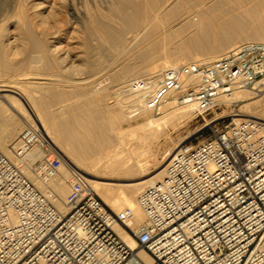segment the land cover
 I'll use <instances>...</instances> for the list:
<instances>
[{"label":"built area","instance_id":"1","mask_svg":"<svg viewBox=\"0 0 264 264\" xmlns=\"http://www.w3.org/2000/svg\"><path fill=\"white\" fill-rule=\"evenodd\" d=\"M243 90L264 92V41L130 78L115 96L137 119L160 114L169 102L207 114ZM36 147L44 154L31 167L50 181L60 154L40 126L26 127L14 154L21 160ZM29 164L0 149V264H264L262 120L235 118L201 142L182 145L162 180L139 193L140 222L131 207L109 208L91 179L73 167L71 209L62 214L52 192L39 189L23 171Z\"/></svg>","mask_w":264,"mask_h":264},{"label":"bare ground","instance_id":"2","mask_svg":"<svg viewBox=\"0 0 264 264\" xmlns=\"http://www.w3.org/2000/svg\"><path fill=\"white\" fill-rule=\"evenodd\" d=\"M0 2L25 1L0 0ZM37 4L34 7H37ZM110 5V13L94 12L85 28L89 50L98 53L101 59L104 57L106 60L95 58V55L91 59L92 67L95 71L96 69L101 71L103 67L106 69L107 65H104L108 62L107 68H111L113 79L120 81L118 86L130 77L158 72L164 67L180 66L191 60L197 62L219 57L226 52L221 46L225 41L230 45L236 41H264V0H115ZM20 8L21 11H18L20 33L34 38L33 41L31 40L33 52L24 63L25 68L19 67L20 73L18 74L19 70L16 71V77L13 73L12 78H15L0 85V129L6 132L3 138H0V149L13 161L18 162L13 145L19 137L18 133L25 126H40L46 132L49 142L58 145L63 152L64 158L60 160L56 177L50 181H43L33 171L31 163L44 154L41 147L33 149L19 162L30 163L23 168V171L39 189L52 192L53 201L62 214L71 209L70 171L73 167L78 168L91 179L95 190L105 203L119 210L122 207H131L136 212V221H142L144 216L137 202L140 190L145 185L149 186L162 180L167 164L182 147L183 142L168 148L163 147V159L155 163L156 173L150 178L126 184V187L118 193L111 183L102 181L103 174L136 176L149 173L151 161L158 159L157 150L152 144L159 142L161 138L164 140V146L169 143L167 131L162 129L157 134L152 128L163 127L168 119L173 122L182 117H189L193 109L179 107L181 110H178L179 108L175 107L177 111L175 109L170 111L165 121L161 118V120L146 119L141 125L133 126L132 118L124 115V107L116 96L114 98L117 103L111 105L106 100L109 97H107L108 91L102 90L103 87L102 91L91 93L92 84H88L91 82L90 79L80 76L79 82L82 86L76 84L70 87V90H65L60 84L65 73L63 72L64 75L61 76L58 74L60 71L58 73L53 71L56 64L66 66L65 60L56 55L58 47L49 46L45 41L34 37L35 27L39 24L44 25L46 15L36 9L35 13L30 15L22 5ZM92 39L98 40L96 46L90 44ZM42 59L44 64L40 65ZM7 62L3 60L0 48V64L4 67L2 70L9 68ZM67 67H64L66 71ZM31 76L44 82H38L33 89L29 87L32 90L25 92L24 83L27 82L26 79L30 80ZM78 95L84 96V102H72L64 107V98H69L68 96L74 98ZM249 95V90H243L223 100L232 103L235 100H246ZM165 106L169 109L175 104L169 102ZM165 110L167 111L166 108ZM145 115L146 113L142 117ZM237 116V120L252 117L264 121V96L255 103H248L244 113ZM133 143H136L140 149L137 153L140 157L136 160L133 155L125 153L128 146ZM156 146L157 144L155 148ZM116 230L127 243L135 246L134 240L122 227L117 226ZM140 255L149 260L144 252Z\"/></svg>","mask_w":264,"mask_h":264},{"label":"rangeland","instance_id":"3","mask_svg":"<svg viewBox=\"0 0 264 264\" xmlns=\"http://www.w3.org/2000/svg\"><path fill=\"white\" fill-rule=\"evenodd\" d=\"M22 1H25V2H20L21 4L19 2H0V27H1L0 28V31H1L0 32V44H1L0 48H1L2 53H3V60H7L8 61L7 64L10 65V66H8L9 68H7V69L5 68L6 70H2V69H4V67H3V65L0 64V66H1L0 70L2 71V72L0 71V76H1L0 77V80H1L0 85H3L4 83H6L5 81H7V80L15 78L17 75L16 71L19 70V72H18V74H19L20 69L25 68L24 63L26 62L27 59L30 58L31 53L33 52L31 40L33 41L34 38L32 36H27L23 33H20V29H19L20 28V18H19L20 16L18 14L19 13L18 11H21L20 6L22 5V7L25 10L27 9L26 11L28 14H30V13L33 14L37 10V11L44 12V14L47 17L46 21L44 22V25L40 26V24H39L40 27L39 26L35 27V36L34 37L37 39L45 41L49 46L55 45L58 47V52H56V55H59V58L61 57V59L65 60L66 66L56 64L53 71L55 73H58L60 71L58 74H60L61 76H63L65 73V75L62 77L63 79H61V82H60L61 86L64 87L65 90H70L71 89L70 87H73L76 84H77V86H82V85H80L81 82H79V81H81V80L79 78H80V76H82V78L86 77V79H88V80L90 79V81H91L88 84H90V83L92 84V85H90L91 86L90 87L91 93H93V92L98 93L99 91H102V90L105 91V89H106L108 91V92L106 91L107 97L108 96L110 97V98L108 97L106 99L107 103H109L111 105L117 103L116 102L117 100L114 97L116 95L115 90L118 87L117 84L120 81L117 82L113 79L111 68H107V66L109 64L108 62H106V64L104 65V66L107 65L106 69H105V67H103L101 69V71L98 69H96V71H95L94 67H92V65H91L92 64L91 63L92 57H94L96 55L95 58H99V59H101V58L99 57L98 53H94V52H91L89 50L88 38H87L88 34L86 33L87 31L85 28V25H87L89 18L91 17V15L94 12L102 11L105 13H110L109 12V8L111 7L110 4L112 2H115V0H44V1L43 0H33V1L32 0H22ZM33 2L35 4H33ZM36 4H37V7H34ZM23 8H22V10H23ZM29 8H30L31 12H30V10H28ZM49 16L50 17L52 16V17L50 18ZM56 25H57V27H56ZM37 29H38V32L40 34L37 32ZM93 40H95V39L90 40V44L92 46L93 45L96 46L98 44V40H95V41H93ZM242 42L243 41L236 42L232 48H234L235 46L239 45ZM2 43H3V45H2ZM26 43H29L30 45L26 44ZM26 45H29V46H27V48H25ZM106 47L109 49L108 44H106ZM4 48H5V50H4ZM232 48H230V49H232ZM230 49L228 48L226 50V52L229 51ZM15 51H16V53H15ZM8 52H10V53H8ZM61 52H63V53H61ZM226 52H224L223 54H225ZM11 53H13V54H11ZM222 55H220V56H222ZM216 58H218V57H216ZM216 58H214V59H216ZM101 60L104 61L105 58L102 57ZM43 62H44V60L42 59V63L40 61V65H43L44 64ZM189 62H194V61L191 60ZM19 67H21V68H19ZM64 67H67V71ZM91 67L94 70L91 69ZM112 67H115V66H112ZM10 70H11V72H8ZM4 71H6V72H4ZM97 71H99V72L97 73ZM15 72H16V74H15ZM67 72H69V73H67ZM13 73H14L15 77L12 78ZM4 74H6V75H4ZM35 77H42V76H35ZM20 78L22 79L23 77H20ZM130 78H132V77H130ZM26 80H27V82L25 81V83H24L25 87L23 86L26 89V91H25V89L22 88L25 92L32 90L34 85L37 84L38 82L39 83L44 82L42 79H35L34 76H31L30 80L29 79H26ZM33 82H34V84L32 85ZM110 82H112L113 84ZM62 83L64 85H62ZM97 84H98V86H97ZM66 86H67V88H66ZM29 87H31L32 89ZM102 87H103V89H102ZM8 93H11V92H8ZM78 96L77 97L74 96V98L72 96H68L69 98H64V103H63L64 107L66 108V104L68 105L72 102H75V103L84 102V96L83 97H82V95H78ZM263 96H264V92L262 94H259L256 96L253 91H250V95L248 96V98L246 100H240L238 103H228V102H225L224 100H222L220 105L210 113L198 114L196 111L193 110L194 112L191 111V114L189 117H182V118H180L181 120L178 118L179 120L176 119V120H173V122H172V120L167 118L169 116L167 114L170 111L171 112L174 111L173 109H175V107H176V109H178L181 106H174L173 108L168 109L167 108L168 106L164 105L160 114L148 112V113H146V115L144 117L141 116V118H137L136 120L132 119L133 121H132L131 125H133V126H135L137 124L141 125V123H143L146 119L156 120V118H157V120L162 119L164 121L168 119L169 121L165 122L166 123V124H164L165 126L164 125H163V127L157 126V127H154L155 130H154V128H152V129L157 134H159V132H161L162 129L167 131L169 133V139H168L169 143L166 146H164L163 145L164 140L161 138V140L159 142L157 141L156 143L154 142L152 144L154 149L157 150V158L158 159L151 161V164H150L151 170L149 171L150 174L147 173L146 175H136V176L135 175H132V176H119L118 175L117 176V175H113V174H110V175L109 174L108 175L103 174L104 179H102V181L111 183L112 187L114 186L115 192L118 193L122 189H124V187H126L125 185L128 183H132V182H135L138 180L150 178V176H152L156 173V171L154 170L156 167L155 163H157L158 161H161L163 159V156H162L163 150H164L163 147L168 148V147L174 146L175 144H178L180 142H183L182 145H185V144L195 145V144L201 142L203 139L209 137L212 134L213 130L221 129V128L225 127L233 119L238 118L237 114H243L244 110L246 109V105L248 103H255V102H257V100L261 99ZM165 108L167 109V111L165 110ZM182 109H185V108H182ZM178 110H181V108H179ZM123 112L125 113L124 115H127L125 109ZM163 118H166V119H163ZM168 122H171V123H168ZM26 127L27 126H25L20 131V133H18V135L20 134V136H21V134L26 129ZM126 127H129V126L126 125ZM5 133H6L5 130L0 129V135L1 136H3ZM18 140H20V137L15 141V143H13L14 146L19 142ZM156 144H157V146L155 148ZM158 145H159V147H158ZM52 147L54 149H56L57 152H59L60 160L62 158H64L63 152L61 151V148H59L58 145L53 144ZM65 148H66V145H65ZM65 150H67V148ZM64 152L67 153V151H64ZM139 152H140L139 147L137 146L136 143H133L130 146H128V149L125 153H128V155H130V154L133 155L135 160H136L137 158L140 157L139 154H137ZM40 158H38L36 161H38ZM19 161L20 160H18V162ZM25 167H26V165H25ZM93 173H95V171H93ZM147 186L148 185H145L143 187V189ZM143 189H141L140 192ZM100 197L102 198L101 195H100ZM102 200L104 201L103 198H102ZM107 205L109 208H111L115 212H119L120 210H122L124 208V207H122L119 210V209L112 208L109 203Z\"/></svg>","mask_w":264,"mask_h":264},{"label":"crops","instance_id":"4","mask_svg":"<svg viewBox=\"0 0 264 264\" xmlns=\"http://www.w3.org/2000/svg\"><path fill=\"white\" fill-rule=\"evenodd\" d=\"M236 42H237V41H236ZM236 42H234V43H236ZM234 43H233V45H232V44L230 45V43H228L227 41H225V42H223V43L221 44V46L224 47V48L227 50L228 48L230 49L232 46H234ZM18 136L20 137V135H18ZM19 137H18V138H19ZM0 138H3V136L0 135Z\"/></svg>","mask_w":264,"mask_h":264}]
</instances>
